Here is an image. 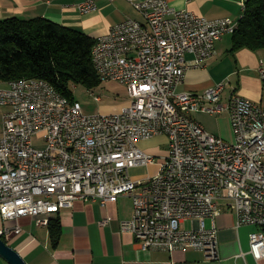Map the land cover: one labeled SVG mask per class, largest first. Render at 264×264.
Returning <instances> with one entry per match:
<instances>
[{
    "label": "built area",
    "instance_id": "1",
    "mask_svg": "<svg viewBox=\"0 0 264 264\" xmlns=\"http://www.w3.org/2000/svg\"><path fill=\"white\" fill-rule=\"evenodd\" d=\"M125 1L144 22L115 25L97 39L92 53L101 82L117 83L128 93L130 103L121 112L86 115L79 101L37 78L0 86V106L8 108L0 124L2 218H34L39 227H48L76 201L106 207L128 197L134 214L121 222V232L131 233L143 251L194 250L220 262L217 219L225 204L235 213L237 229L255 228L241 258L262 264L264 104L237 94L223 102L224 82L203 94L177 92L186 72L203 68L215 56L216 43L239 30L242 17L209 20L178 11L168 0ZM79 9L95 12L97 0H85ZM259 74L264 85V61ZM91 94L102 102L101 95ZM226 112L234 135L230 142L193 118ZM157 137H166L169 145L159 160L138 146ZM157 164L154 175L131 174ZM186 223L191 230L182 228ZM21 231L19 225L6 228L0 237Z\"/></svg>",
    "mask_w": 264,
    "mask_h": 264
},
{
    "label": "crops",
    "instance_id": "2",
    "mask_svg": "<svg viewBox=\"0 0 264 264\" xmlns=\"http://www.w3.org/2000/svg\"><path fill=\"white\" fill-rule=\"evenodd\" d=\"M168 1L178 11H190L209 20H239L248 2ZM84 2L85 0H0V20L13 17L24 20L44 18L81 30L94 39L104 36L112 27L126 20L144 22L143 17L125 0H97L98 9L89 14H83L79 9V5ZM232 36L227 35L216 43L215 56L203 68H193L186 72L183 83L177 89L178 93L203 94L224 82L227 83L225 91L230 88L231 93L224 96V91L223 101H228L233 94H237L264 104V85L259 74L260 63L264 61L263 50L242 49L232 53ZM185 59L186 62H191L193 56L187 55ZM4 85L5 83H0V86ZM7 110V107L0 106V124L3 123ZM224 116L229 128L228 134L233 140L230 115L226 113ZM221 134L222 137L225 136L223 132ZM157 138L166 141L163 137ZM166 154L167 152L163 156ZM221 208V216L217 219L220 262H210L204 254L194 250L173 253L143 251L131 233L121 232V222L132 219L134 214L133 201L128 197H121L116 203L106 207L98 202L80 200L76 201L73 209H64L54 215L52 218L59 217L62 223V234L57 247L52 244L49 228L39 227L34 218L5 221L0 213V231L15 228L17 225L21 227V233L10 238H1L17 251L27 264H246L241 254L249 252V238L255 228L244 226L237 229L234 211L228 209L225 204H222ZM105 220L109 222L103 225ZM208 221L210 228L211 221ZM247 259L249 264L253 263L251 257ZM0 264L9 263L0 257Z\"/></svg>",
    "mask_w": 264,
    "mask_h": 264
},
{
    "label": "trees",
    "instance_id": "3",
    "mask_svg": "<svg viewBox=\"0 0 264 264\" xmlns=\"http://www.w3.org/2000/svg\"><path fill=\"white\" fill-rule=\"evenodd\" d=\"M232 39V53L264 50V0H248ZM96 43L97 39L81 30L44 18L0 20V83L37 78L74 101V85L93 90L102 84L92 58ZM48 228L57 247L61 219L52 218Z\"/></svg>",
    "mask_w": 264,
    "mask_h": 264
},
{
    "label": "rangeland",
    "instance_id": "4",
    "mask_svg": "<svg viewBox=\"0 0 264 264\" xmlns=\"http://www.w3.org/2000/svg\"><path fill=\"white\" fill-rule=\"evenodd\" d=\"M262 53L264 55V50L262 51ZM92 91H94L98 95H101L102 102H96L95 98L91 94ZM73 92L75 99L82 104L84 113L86 115L116 114L121 112L123 108L128 106L130 103L126 89L114 82L102 83L101 86L93 90H89L80 85L78 86L74 85ZM230 93H231L230 88H227L224 93V96L225 95L227 96ZM223 102H227V101L224 100ZM226 113L215 116L204 113H194L193 117L206 129L207 132L218 137H222L221 132H223L225 136L222 138L230 142L231 139L228 134L229 128L225 120L226 117L224 116ZM163 138H165L166 141L162 138L160 139L157 138L158 140H156L155 138V140L152 139L149 141H142L138 144V146L143 151H146L147 153L149 152V154L153 155L158 159L162 157L169 150L168 139L166 137ZM37 139H39V137L36 138L35 143L40 144L41 142L37 141ZM157 171H158V164L155 167L133 170L131 174L133 178L141 179L146 174L154 175L157 173ZM207 222L208 225H210V222L209 221ZM182 228L186 230H191L192 224L191 223L183 224ZM262 264H264V261L262 262Z\"/></svg>",
    "mask_w": 264,
    "mask_h": 264
},
{
    "label": "water",
    "instance_id": "5",
    "mask_svg": "<svg viewBox=\"0 0 264 264\" xmlns=\"http://www.w3.org/2000/svg\"><path fill=\"white\" fill-rule=\"evenodd\" d=\"M0 257L5 259L9 264H27L21 255L14 250L7 242L0 237Z\"/></svg>",
    "mask_w": 264,
    "mask_h": 264
}]
</instances>
